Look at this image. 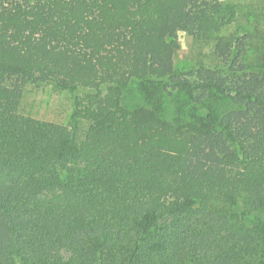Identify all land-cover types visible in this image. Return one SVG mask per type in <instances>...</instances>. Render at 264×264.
Masks as SVG:
<instances>
[{
  "label": "trees",
  "instance_id": "16d2710c",
  "mask_svg": "<svg viewBox=\"0 0 264 264\" xmlns=\"http://www.w3.org/2000/svg\"><path fill=\"white\" fill-rule=\"evenodd\" d=\"M257 9L0 0V264H264ZM180 33L209 65L174 63ZM27 84L68 124L22 114Z\"/></svg>",
  "mask_w": 264,
  "mask_h": 264
},
{
  "label": "rangeland",
  "instance_id": "374dc122",
  "mask_svg": "<svg viewBox=\"0 0 264 264\" xmlns=\"http://www.w3.org/2000/svg\"><path fill=\"white\" fill-rule=\"evenodd\" d=\"M222 3L225 7L239 9V20L249 16L252 6L253 10L258 8V11L264 12L261 10V7L264 8V0H222ZM210 62V41L194 40L185 34H179L178 48L174 54V63L177 66L190 63L209 65ZM20 112L36 119L68 124L72 112V94L47 85L27 84L21 93ZM81 126L83 128L84 123H81Z\"/></svg>",
  "mask_w": 264,
  "mask_h": 264
},
{
  "label": "crops",
  "instance_id": "0c3cea01",
  "mask_svg": "<svg viewBox=\"0 0 264 264\" xmlns=\"http://www.w3.org/2000/svg\"><path fill=\"white\" fill-rule=\"evenodd\" d=\"M220 1V3H221V6H222V9H223V11H229V10H235L236 11V15H237V12L239 11V9H235L234 7H225L224 5H223V3H222V0H219ZM250 3V2H249ZM250 9H252V11H251V13L249 14V16H246V18L245 19H249V18H251L252 17V15H253V6L250 8ZM248 13V12H247ZM244 19V20H245Z\"/></svg>",
  "mask_w": 264,
  "mask_h": 264
}]
</instances>
